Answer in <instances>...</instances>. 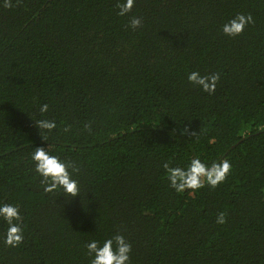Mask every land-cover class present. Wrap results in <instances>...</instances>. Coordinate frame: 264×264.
Returning <instances> with one entry per match:
<instances>
[{"label": "trees", "instance_id": "16d2710c", "mask_svg": "<svg viewBox=\"0 0 264 264\" xmlns=\"http://www.w3.org/2000/svg\"><path fill=\"white\" fill-rule=\"evenodd\" d=\"M12 3L0 0V199L20 202L27 228L0 264H88L84 243L116 232L132 264H264V0H137L135 31L117 0ZM237 12L256 23L230 39L219 24ZM194 69L221 74L213 94L187 83ZM44 102L49 147L80 166L75 197L29 171L48 145L32 120ZM195 153L232 170L178 194L161 164Z\"/></svg>", "mask_w": 264, "mask_h": 264}, {"label": "clouds", "instance_id": "9594fccd", "mask_svg": "<svg viewBox=\"0 0 264 264\" xmlns=\"http://www.w3.org/2000/svg\"><path fill=\"white\" fill-rule=\"evenodd\" d=\"M137 0H117L116 15L128 16V28L135 31L143 26V17L129 15L133 12ZM4 7H12V0H3ZM252 13L237 12L219 24L220 33L227 38H238L245 30L255 24ZM221 79L219 72L201 74L198 69L186 73L189 85L198 88L209 95L216 91ZM47 102L41 103L38 108L40 118L32 119L39 130L40 136L48 142L47 147L34 146L28 154L29 171L38 179L44 193L62 194L66 198L75 197L81 193L79 180L80 166L66 154L54 151L49 147L48 134L57 129V121L48 118ZM85 128L89 125L85 124ZM69 131L66 125L63 129ZM187 129H182L186 132ZM190 135L195 136L196 132ZM214 143V138H209ZM161 167L165 171L167 186L176 193L198 191L205 186L215 189L222 184L232 170V162L227 158L209 160L199 153L191 155L184 163H174L172 159H165ZM216 223H225V213L219 212ZM24 212L20 202H13L7 198L0 199V244L6 248L16 249L22 246L26 238ZM88 264H132V242L122 232L92 238L84 243Z\"/></svg>", "mask_w": 264, "mask_h": 264}]
</instances>
